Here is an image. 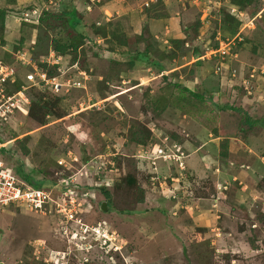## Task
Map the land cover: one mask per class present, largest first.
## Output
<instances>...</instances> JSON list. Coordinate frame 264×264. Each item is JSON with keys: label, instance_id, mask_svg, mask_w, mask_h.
Masks as SVG:
<instances>
[{"label": "rangeland", "instance_id": "374dc122", "mask_svg": "<svg viewBox=\"0 0 264 264\" xmlns=\"http://www.w3.org/2000/svg\"><path fill=\"white\" fill-rule=\"evenodd\" d=\"M89 2L0 0V61L13 69L12 85L24 83L28 99L58 97L53 110L63 115L42 124L28 115L30 100L25 113L15 108L0 120V158L21 180L74 182L66 218L21 203L0 208V264H264V193L256 204L240 188L264 178V0L243 9L233 0H155L152 11L167 13L168 29L153 22L158 39L140 31L125 50L151 48L157 65L131 72L103 49L111 31L139 32L134 19L151 2ZM73 7L89 38L57 53V43L77 37L64 15ZM96 22L107 39L90 38ZM46 59L57 83L80 86L52 91L25 81ZM156 146L173 159L153 158ZM129 175L145 190L141 202Z\"/></svg>", "mask_w": 264, "mask_h": 264}, {"label": "built area", "instance_id": "2783aa9c", "mask_svg": "<svg viewBox=\"0 0 264 264\" xmlns=\"http://www.w3.org/2000/svg\"><path fill=\"white\" fill-rule=\"evenodd\" d=\"M147 5V3H145ZM36 8L31 10L32 15L36 14ZM29 14H25L24 20L29 21ZM223 53V51H221ZM43 62L49 63L46 59ZM75 65V64H74ZM14 75L13 69L8 64H2L0 61V116H6L14 111L15 108L22 113L26 112V107L29 104V99L25 93V88L17 90L13 94H6L4 92V81ZM83 77L86 79L87 74L83 72ZM27 82L35 83L40 85L44 84L49 86L52 91L59 90L63 85L69 84L73 86H80L81 82H72L69 78L66 80V84L57 83L56 77L48 76L46 70H38L34 67L33 72H28L25 75ZM72 82V83H71ZM84 86V85H83ZM153 149V158H162L165 161L173 159L169 156L165 148L156 146ZM184 169V168H183ZM74 182L71 180H57L51 189H45L40 187L32 186L25 181L21 180L18 176L11 173L5 166V162L0 158V208L10 206L11 204L21 203L25 205L29 210L41 211H54L63 215L64 218L67 216L64 213V208L68 205H72V200L68 198L70 189ZM60 191L59 198L54 197V192ZM70 192V193H67ZM70 220L72 217L69 218Z\"/></svg>", "mask_w": 264, "mask_h": 264}, {"label": "trees", "instance_id": "16d2710c", "mask_svg": "<svg viewBox=\"0 0 264 264\" xmlns=\"http://www.w3.org/2000/svg\"><path fill=\"white\" fill-rule=\"evenodd\" d=\"M5 1L11 3V2H14L15 0H5ZM253 2H254V0H233L232 4L234 6H236V7H239L241 9H243V7L248 6V5L252 4ZM152 3L153 2H151L150 8H144V9H145V11H146V13H147V15L149 17L158 18V17H160V15L152 11V9H153V4ZM145 7H149V4L147 6H145ZM64 13H65L64 15H67V17H68L67 20H66L67 26H70L72 28V30H74L76 32L77 37L69 39V42H65L64 44H61V43H57L56 44L54 50L57 53H61V54L66 52L68 49L76 50L83 43L82 41L87 40L89 38L88 32L85 31L84 27L81 25L80 15H78V12L75 11V7H73L72 10H70L68 12H64ZM250 13L252 15L254 14L253 11H251ZM5 17H6V13L3 10H1L0 11V33H2L5 30ZM225 19L233 21L236 24L238 23L237 19L235 18V16L233 14L230 15V14L224 12V20ZM93 27H94V30L92 31L93 33H92L90 38H93V37L96 38L97 36H99L100 38H104V39L108 38L107 37L108 36L107 35L108 32L103 30V28L100 27V25H97V27H95V26H93ZM111 32H112V34H111L112 37L109 36L111 39L106 41V45L107 46H106L105 49L113 51L114 50L113 44H114L115 41L119 45H128L129 44L127 37H125L122 34L121 35H117L113 31H111ZM109 42H113V44H111L109 46ZM136 42L137 41L134 40L132 42V45L135 44ZM184 42H189V40H186V41L184 40L183 43ZM131 50H134V48H132ZM130 52H132V51H128V54H130ZM114 61L115 62H113V63L118 64V66H121V65L125 64L127 66L129 72H131V71H133V69H135V67H134L135 63H134V61L132 59L129 60V61H127L125 59L123 61L120 60V59L119 60L115 59ZM42 63L40 64L42 66V68H40V69L46 70L45 67H46L47 63H45L43 61H42ZM47 74H48V76H54V75L49 74L48 71H47ZM14 75H15V73H14ZM14 75H13V77H15ZM11 79L8 78V79H6L4 81V92L6 94H9V95L13 94L14 92H16L17 90L21 89L24 86L23 85L24 83H22L20 80H16V82H13L14 84L12 85ZM25 81H26V79H25ZM28 97H29V100H30V106H29L28 115L31 117V119H33V120H35V121H37L39 123L44 124L46 116H48V115H54V116H56V118H60V117L63 116L59 112V110H56V111L53 110V108L55 106H57L56 103L59 101L58 97L54 98V100H51V101L49 99H47V98L45 100H43L40 96H38V97H36V96L35 97L28 96ZM14 112L15 111H13L12 114ZM12 114H11V116H12ZM37 114H39V115H37ZM7 118H8L7 115L6 116H0V120L1 121H5V120H7ZM245 122L248 123V124H253L255 121L247 119ZM1 143H2V141H0V145H1ZM2 152H3V149L0 148V153L2 154ZM22 179L26 183H28V184H30L32 186H35V187H38L42 182H43V184H48V186H50V185L53 186V184L56 182V181L48 180V179L36 181L31 176L26 175L24 173H22ZM51 181H52V183H50ZM126 182H128L130 184V186L136 191V194L140 198V202L143 201V199H144L143 194H144L145 190L141 186V184L137 182L135 176H133V175L127 176ZM100 187H101L100 189L102 190L103 195L105 196L106 199H108L107 201L109 202L110 193L107 190V187L104 186V185H102ZM127 212H130V211H127Z\"/></svg>", "mask_w": 264, "mask_h": 264}, {"label": "crops", "instance_id": "0c3cea01", "mask_svg": "<svg viewBox=\"0 0 264 264\" xmlns=\"http://www.w3.org/2000/svg\"><path fill=\"white\" fill-rule=\"evenodd\" d=\"M90 2L89 3H86V7L87 6H89V5H97V6H100V7H98V8H104L105 6L108 8L110 5H109V3H108V1L109 0H89ZM133 0H130V2H132ZM155 0H145V2H143L144 3V5H145V3H147V5L149 4V2H154ZM112 2H114L113 4H116V0H112ZM175 2H176V0H175ZM146 5V6H147ZM134 6V5H133ZM134 8V7H133ZM112 9H113V7H112ZM127 9H128V11L125 13L127 16H128V19H130V15L131 14H129V10L130 11H133V9L128 5L127 6ZM141 9V8H140ZM180 9V8H179ZM87 10V9H86ZM141 11V10H140ZM180 11H181V9H180ZM183 11V10H182ZM105 13H108L107 11L105 12ZM145 15V17L143 18V17H140V18H135L134 20L136 21V22H139L140 21V30H139V32H137V30H135V27L134 26H132L131 28L128 26L127 27V29L128 30H126L127 31V33H129V34H125L124 33V29L122 28L121 29V33H120V35L122 34V35H124L125 37H131V36H135L136 35V33H138V34H141V32L140 31H145L146 33H152L153 34V37L154 38H156V39H158V37H157V35L158 34H156V35H154V32L152 31L153 29L151 28V26H150V24L151 23H153V22H157V23H160L161 22V26L164 24L165 26V29H168L167 27V24H169L168 22H169V17H168V15H167V13H163L164 15H160V17H158V18H153V17H149L148 15H147V13H146V11L145 10H142L138 15ZM133 16H135L134 14H133ZM132 17V16H131ZM137 17V16H136ZM139 17V16H138ZM166 22H167V24H166ZM96 24L97 25H100L101 23H99V22H96ZM105 25V24H104ZM105 26H108V24H106ZM131 34V35H130ZM142 35V34H141ZM96 38H98V36L96 37ZM100 38V37H99ZM157 41H161V40H156V42ZM185 43H187V42H185ZM155 45V47H154V50L155 49H157V48H159V47H157L156 46V43L155 44H153V46ZM114 46H118V47H116L113 51H110V50H108V49H103V51L106 53H109V54H112V55H116L117 56V58H116V60H127V61H129V60H133L134 61V63H135V65H134V67L135 68H139V67H142V68H144L145 66H146V64H150V65H148V69L150 68L151 69V66H153V65H157V60L155 59V57H154V55L150 52V50H151V48H150V50H148L147 51V49H137V48H135L134 50L135 51H137V52H135L134 50H131L132 52H130V54H128V50L126 51L125 49H126V47H125V45H119V44H114ZM131 49V48H130ZM146 52H147V54H146ZM149 57H152V59L150 58L149 59ZM114 58V57H113ZM144 75V73H142V76ZM146 76V75H145ZM145 76H143V77H145ZM142 77V78H143ZM249 151V150H248ZM246 157L247 158H254V156L252 155V153H248V154H246ZM256 158V157H255ZM254 158V159H255ZM261 164H262V162H261ZM263 165V164H262ZM246 168H250V167H252L251 166V164H249V165H246L245 166ZM263 167V166H262ZM255 169V168H254ZM249 170V169H248ZM263 170V169H262ZM250 171H252V172H254V170H253V168H250ZM232 179L233 180H235V178L234 177H232ZM264 178H262V180H261V182H260V184H259V182L256 184V186H253V185H250L249 183H245V188L243 189L242 188V186L240 187L242 190H246V191H249V193H250V195L252 196V197H254L255 198V200L254 201H256V204H261L260 202H259V198L262 196L261 195V193L263 194L264 193V185H263V182H264V180H263ZM239 184L241 185L242 184V181H240L239 182ZM237 190H238V188L237 187H235ZM248 189V190H247ZM236 190V191H237ZM235 191V192H236ZM222 193H224V191L222 192ZM263 213H264V205H263Z\"/></svg>", "mask_w": 264, "mask_h": 264}, {"label": "water", "instance_id": "95a60500", "mask_svg": "<svg viewBox=\"0 0 264 264\" xmlns=\"http://www.w3.org/2000/svg\"><path fill=\"white\" fill-rule=\"evenodd\" d=\"M100 209L103 211L107 210V202L106 201L101 202Z\"/></svg>", "mask_w": 264, "mask_h": 264}]
</instances>
